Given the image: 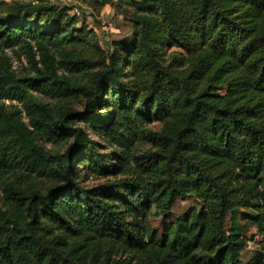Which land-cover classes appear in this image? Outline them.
Here are the masks:
<instances>
[{"label": "trees", "instance_id": "16d2710c", "mask_svg": "<svg viewBox=\"0 0 264 264\" xmlns=\"http://www.w3.org/2000/svg\"><path fill=\"white\" fill-rule=\"evenodd\" d=\"M113 5L132 33L107 51L70 7L0 0V264H264V0Z\"/></svg>", "mask_w": 264, "mask_h": 264}, {"label": "rangeland", "instance_id": "374dc122", "mask_svg": "<svg viewBox=\"0 0 264 264\" xmlns=\"http://www.w3.org/2000/svg\"><path fill=\"white\" fill-rule=\"evenodd\" d=\"M70 1H74V0H70ZM109 1L112 2L113 0H109ZM106 8L107 9L102 8L101 10L91 8L90 13L89 14L84 13L82 18L85 19V21H87L86 22L87 25H89L91 28H93V26L95 25L97 26L99 32L98 34L99 41L105 40L104 36L107 31L117 36L118 35L125 36L131 33L132 28L128 23V21L125 20V16L122 13H120L115 7L113 9L110 8V6ZM103 45H104L103 47H105L107 51L110 50L109 43L108 44L103 43ZM8 57L10 59V62L12 63L13 69L17 72V74L22 76L30 74L31 72L30 63L28 62V60L20 50H18L17 52L10 51L8 53ZM39 97L42 98L45 102L51 104H57L56 100L51 99L43 94L39 95ZM69 104L71 105L70 107L81 111L85 105V101L83 98H76L70 101ZM150 128L153 130H159L161 128V125L159 123H154L150 126ZM88 132L89 135L97 141L98 148L101 152H110L113 150V148H111L110 146V143L106 139L94 134L90 130ZM50 146L52 147V145ZM149 148H150L149 144L138 146L137 153L141 154L147 151ZM84 179H88V180H85L83 182V185L88 187H93L105 183L108 179H114V178L113 176L105 177L95 173V174H90L89 178L84 177ZM1 195H2V183L0 181V197ZM195 206L200 208L202 206V203L198 201L194 196H187L179 199L173 211L171 212L170 220H175L183 216L185 213H187V211L190 208ZM164 222L165 221L162 216L153 214L150 218V223L152 227L157 231H159V233H162ZM248 237L249 240H248L247 248L243 252V258L245 263H250L259 250L257 244V240H258L257 230L255 227H251L249 229Z\"/></svg>", "mask_w": 264, "mask_h": 264}, {"label": "built area", "instance_id": "2783aa9c", "mask_svg": "<svg viewBox=\"0 0 264 264\" xmlns=\"http://www.w3.org/2000/svg\"><path fill=\"white\" fill-rule=\"evenodd\" d=\"M8 2L16 1V0H5ZM51 2L53 4L59 5L61 7H70V13L80 19V21H85L83 18L84 13L89 14L91 11V7L87 4L79 1V0H45ZM87 22V21H85Z\"/></svg>", "mask_w": 264, "mask_h": 264}, {"label": "crops", "instance_id": "0c3cea01", "mask_svg": "<svg viewBox=\"0 0 264 264\" xmlns=\"http://www.w3.org/2000/svg\"><path fill=\"white\" fill-rule=\"evenodd\" d=\"M115 0H113L112 2H107L106 4H105V6L103 7V8H105V9H107L106 7H109L110 6V8H114V5H113V3H116V2H118L119 0H117V1H115ZM85 22V21H84ZM92 26V25H91ZM93 28L96 30V32H97V34H99V32H98V28H97V26L95 25V26H93ZM131 33H132V31H131ZM131 33H129V34H127V35H125V36H123V35H115V34H111L109 31H107L106 33H105V40L103 41V40H101L100 41V43H101V45L102 46H104L103 45V43H106V44H110L111 43V41L112 40H115V39H121V38H123V37H126V36H129V35H131Z\"/></svg>", "mask_w": 264, "mask_h": 264}]
</instances>
